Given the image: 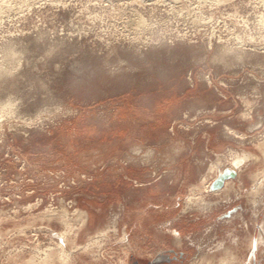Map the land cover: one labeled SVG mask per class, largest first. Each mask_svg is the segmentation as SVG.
Instances as JSON below:
<instances>
[{
	"label": "rangeland",
	"instance_id": "374dc122",
	"mask_svg": "<svg viewBox=\"0 0 264 264\" xmlns=\"http://www.w3.org/2000/svg\"><path fill=\"white\" fill-rule=\"evenodd\" d=\"M229 208L264 220V0H0V264L145 262Z\"/></svg>",
	"mask_w": 264,
	"mask_h": 264
},
{
	"label": "crops",
	"instance_id": "0c3cea01",
	"mask_svg": "<svg viewBox=\"0 0 264 264\" xmlns=\"http://www.w3.org/2000/svg\"><path fill=\"white\" fill-rule=\"evenodd\" d=\"M228 192L231 197L232 190ZM236 212L237 209L229 208L217 222L203 225L205 236L207 234L213 235L207 242L195 244L190 237L183 238L180 232L175 231L174 234L180 238V250L177 249V243V246L156 252L153 257L148 258L145 262L139 260L135 261L134 264H207L215 262L219 264H258L262 262L264 257V220L236 223L231 220L234 217L232 215ZM220 225L224 226L222 229L226 231V236L229 237L228 241L214 235V231ZM239 229L253 230L254 232L250 238L244 236L242 238L243 243H239L241 240L237 234ZM185 244L186 248H184ZM258 256L260 257L258 258Z\"/></svg>",
	"mask_w": 264,
	"mask_h": 264
},
{
	"label": "bare ground",
	"instance_id": "6f19581e",
	"mask_svg": "<svg viewBox=\"0 0 264 264\" xmlns=\"http://www.w3.org/2000/svg\"><path fill=\"white\" fill-rule=\"evenodd\" d=\"M240 161H234V166H238V165H240ZM235 168V167H234ZM236 176V172L233 170V169H229V170H226V171H224V172H220L219 173V175H218V178L215 180V182L213 183V185H212V188L213 189H218L219 187H221L222 185H223V183L225 182V179H227V178H232V177H235ZM227 185V184H226ZM206 188H207V186H206ZM208 191V190H207ZM215 191V190H214ZM219 192V191H218ZM221 192V191H220ZM213 193V192H212ZM193 197V196H192ZM195 198V197H194ZM192 198H190V200H191ZM197 199V198H196ZM192 200H194V199H192ZM191 200V201H192ZM74 212H76L75 210H74ZM77 213V212H76ZM76 213H74V214H76ZM81 216V215H80ZM81 219V218H80ZM83 220H86V216H85V219H83ZM82 222H84V221H82ZM81 223V222H80ZM82 224H84V223H82ZM70 228V227H69ZM109 228V227H108ZM76 229V228H75ZM107 229V228H106ZM108 230V229H107ZM114 230H116V229H114ZM66 232H68V231H66ZM107 231H103L102 232V234H101V236H103V235H105V233H106ZM108 233V232H107ZM58 236H57V244H58V247H60L61 248V251H64L65 250V245H66V243H67V241H66V237H65V234L64 233H61V234H57ZM101 236L99 237V238H101ZM126 236V235H125ZM106 237V236H105ZM125 238V237H124ZM126 239V238H125ZM97 239H94V241H91V242H97L96 241ZM92 244V243H91ZM57 247V248H58ZM64 253L63 252H61V256L63 255ZM70 254V253H69ZM60 257V256H59ZM66 258H68V257H66Z\"/></svg>",
	"mask_w": 264,
	"mask_h": 264
}]
</instances>
